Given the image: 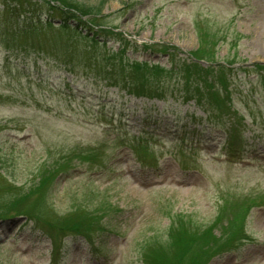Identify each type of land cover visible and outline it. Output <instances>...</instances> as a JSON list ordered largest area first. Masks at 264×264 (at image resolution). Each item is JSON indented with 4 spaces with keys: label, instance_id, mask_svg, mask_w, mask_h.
<instances>
[{
    "label": "rangeland",
    "instance_id": "rangeland-1",
    "mask_svg": "<svg viewBox=\"0 0 264 264\" xmlns=\"http://www.w3.org/2000/svg\"><path fill=\"white\" fill-rule=\"evenodd\" d=\"M0 217V264H264V0H0Z\"/></svg>",
    "mask_w": 264,
    "mask_h": 264
},
{
    "label": "trees",
    "instance_id": "trees-1",
    "mask_svg": "<svg viewBox=\"0 0 264 264\" xmlns=\"http://www.w3.org/2000/svg\"><path fill=\"white\" fill-rule=\"evenodd\" d=\"M99 12V11H98ZM259 68H262V67H259ZM263 69V68H262ZM163 71H161V70H157V71H155V75H158V74H160V73H162ZM143 75H145V74H141V75H139V76H141L140 78L141 79H144V76ZM188 75V74H187ZM143 76V77H142ZM145 76H147V75H145ZM191 76H189L188 75V78H190ZM146 81H147V79H146ZM145 82V81H144ZM11 220V217H4V218H2V217H0V224H5V223H8L9 221ZM51 243H53V245H54V254H57V252H59L60 251V249H63L64 248V245L62 246V244L61 245H59V243H56V242H51Z\"/></svg>",
    "mask_w": 264,
    "mask_h": 264
}]
</instances>
